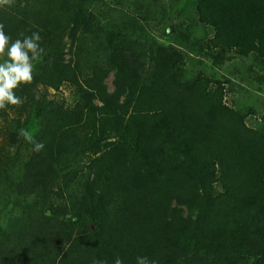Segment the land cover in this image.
<instances>
[{"label":"trees","instance_id":"obj_1","mask_svg":"<svg viewBox=\"0 0 264 264\" xmlns=\"http://www.w3.org/2000/svg\"><path fill=\"white\" fill-rule=\"evenodd\" d=\"M115 1L135 8L110 29L93 0L0 6L6 34L38 32L46 52L23 106L0 110V202L24 212L0 264H264V113L251 127L257 111L227 102L232 78L264 86V0ZM149 21L172 42L139 36ZM192 57L238 65L218 79Z\"/></svg>","mask_w":264,"mask_h":264},{"label":"rangeland","instance_id":"obj_2","mask_svg":"<svg viewBox=\"0 0 264 264\" xmlns=\"http://www.w3.org/2000/svg\"><path fill=\"white\" fill-rule=\"evenodd\" d=\"M106 1V4H103ZM141 2V7L144 8V12H148L147 9H151L152 12L155 10H161L162 8H165V11L167 12V15H171L172 11L175 9V2L174 0H120V2L125 5L135 2ZM144 1V2H143ZM102 3L101 0H93V7L100 9L102 8L107 10L109 15L112 14L109 19H104L103 24L106 26V29H110V24L116 23L123 25L124 22L130 23V21H124L119 19L118 15L123 16L124 18H131V9H134L135 6L131 7H124L117 5V2L115 0H104ZM144 4H149L148 8L146 9ZM177 7V6H176ZM107 13V12H106ZM115 19V22L112 21V19ZM159 21L155 22L149 21V24L151 25V28L148 26L146 27V33H140L139 36L145 38L147 36H151V38L158 39L159 42L169 44L172 42L171 38H167L158 31L157 27ZM134 23H141L143 25V22L138 19V21L132 20V24ZM172 36V32L169 33ZM138 35V34H137ZM67 43H69L68 39L66 40ZM66 52H68V47L66 48ZM70 57L68 56L67 59ZM196 62H199L200 65H195ZM201 62V63H200ZM229 65V66H228ZM238 65L237 61L234 59L231 60V62L227 63L223 67L219 66H212L208 61H205L203 59H198L195 57L190 58L188 62V67L192 68L193 70H203L206 72H209L216 76L218 79H225L226 77H232L229 73L234 72L233 70L230 71V69H234L232 66ZM251 63L243 65L242 72L245 73L246 68H251ZM199 66V67H198ZM214 69V70H211ZM253 71V70H252ZM238 78V77H237ZM237 78H232L235 83V87L233 91L228 95L227 102L231 106H235L237 108H248L253 107L257 111L256 116H252L248 119V125L251 127L257 128L260 125V117L264 113V86L259 87L258 84L253 80L254 83H252L251 80L243 81L241 80L244 78L243 76L240 77L238 80ZM114 81V74H111L109 78L106 81V84L108 86V89L110 92L114 90L113 86ZM259 88L260 90H258ZM54 93V92H52ZM62 98L68 100L69 103H72L74 101L73 98V90L69 87H64L62 94H60ZM4 202H0V229L5 231L6 233L11 234V226L20 218H22L24 212H22V209L13 203L10 204H3ZM33 203V200H28V203H26V206Z\"/></svg>","mask_w":264,"mask_h":264},{"label":"clouds","instance_id":"obj_3","mask_svg":"<svg viewBox=\"0 0 264 264\" xmlns=\"http://www.w3.org/2000/svg\"><path fill=\"white\" fill-rule=\"evenodd\" d=\"M12 0H0V6L10 5ZM5 25L0 23V58L7 57L0 62V110H7L8 106L21 107L25 103L24 97L18 96L16 90L22 84H31L34 81L36 63L40 62L46 54L41 46L42 37L38 32L30 36H23L14 41L5 32ZM23 35V34H21ZM38 100L39 97L37 96ZM19 136L26 142L33 144V151L40 152L44 149L43 142L34 139V133L28 129H20ZM11 151H15L13 146ZM92 264H106L104 260L93 259ZM114 264H123V260L117 257ZM136 264H156L147 256H138Z\"/></svg>","mask_w":264,"mask_h":264}]
</instances>
